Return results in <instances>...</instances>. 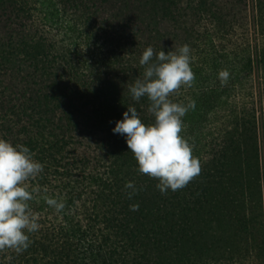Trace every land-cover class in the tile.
I'll list each match as a JSON object with an SVG mask.
<instances>
[{
  "label": "trees",
  "instance_id": "obj_1",
  "mask_svg": "<svg viewBox=\"0 0 264 264\" xmlns=\"http://www.w3.org/2000/svg\"><path fill=\"white\" fill-rule=\"evenodd\" d=\"M22 1L0 0L5 28L14 18L32 17ZM52 1L67 14L72 42L60 49L61 58L29 59L21 71L0 54V139L28 147L44 166L29 181L41 189L29 201L40 228L28 234L26 250L0 249V264H195L193 248L205 234L222 250L251 252L250 264H264V103L257 110L249 49H213L212 28L233 37L228 16L209 0ZM17 35L16 42L0 35V51L33 43L30 33ZM185 44L201 63L196 69L191 61L193 72L207 84L184 100L174 93L169 99L203 105V96L219 97L183 117L181 135L200 159V174L161 193L159 180L139 172L124 136L112 130L128 107L154 124L148 98L136 101L129 91L143 79L140 59L149 46L167 54ZM221 67L229 73L222 91L213 79ZM260 67L264 73V53ZM21 73L32 79L18 78ZM239 89L246 91L243 101ZM129 182L135 190L126 188ZM45 196L64 208L49 206Z\"/></svg>",
  "mask_w": 264,
  "mask_h": 264
},
{
  "label": "clouds",
  "instance_id": "obj_2",
  "mask_svg": "<svg viewBox=\"0 0 264 264\" xmlns=\"http://www.w3.org/2000/svg\"><path fill=\"white\" fill-rule=\"evenodd\" d=\"M140 65L145 67L143 79L138 78L129 91L136 101L148 98L155 122L146 125L137 110L128 107L112 131L124 136L139 172L159 180L157 188L161 193L168 189L176 191L186 187L201 172L200 159L193 155L192 145L181 135L183 117L189 109H195V101L184 104L169 99L174 91L190 86L194 80L191 49L185 44L178 51L166 54L162 50L154 54L149 46L142 54ZM219 76L225 82L229 73L221 71ZM43 168L28 147L0 139V249L26 250L30 246L28 234L39 230V216L29 201L41 189L38 185L30 187L29 181L43 172ZM126 188L135 190L132 182ZM44 199L57 211L64 208V203L55 198L45 196ZM137 209L138 205L133 206V210Z\"/></svg>",
  "mask_w": 264,
  "mask_h": 264
},
{
  "label": "rangeland",
  "instance_id": "obj_3",
  "mask_svg": "<svg viewBox=\"0 0 264 264\" xmlns=\"http://www.w3.org/2000/svg\"><path fill=\"white\" fill-rule=\"evenodd\" d=\"M213 3V9L222 11L228 16V19L233 23V37L225 36L222 32L218 34L213 28V33L217 37L216 40H213V49L214 45H217L220 49H232L236 46H241L243 48H248L252 59L255 63V71L252 75V81L254 83V100H257V110L262 105L264 101L260 104V100H264V73L262 67H260V60L264 53V0H209ZM179 4H184L186 2H191V0H178ZM193 2H200V0H193ZM19 7H28L33 11V15L25 16L24 18L12 19L7 28H5L3 17L0 15V35L4 38L6 34L12 35L13 41H18V35L23 30L24 32L30 33L33 37V43H27L23 45H18L15 48L7 47L3 51H0V54L6 59H12L16 63V69L21 68V71L28 70L30 60L33 58L40 59H60L61 50H64V47L69 43V35H67V14H62L58 11L56 12L57 7L52 0H23L19 3ZM204 8V7H203ZM200 15V11L198 13ZM201 14H204L202 12ZM3 21V22H2ZM63 21V22H62ZM22 25V27H21ZM211 28V27H210ZM209 27L204 26V30L209 33ZM168 30V29H165ZM243 45V46H242ZM72 46V42H70ZM67 47V46H66ZM69 47V46H68ZM198 52L201 50L202 46L198 47ZM210 51L212 46H207ZM28 48V49H26ZM195 52V51H194ZM30 59V60H29ZM29 61V62H28ZM191 61H195L193 68H200L201 63L197 61V58H191ZM26 62L28 64H26ZM32 68V67H31ZM12 71V70H11ZM10 71V72H11ZM192 71H195L192 70ZM222 71V67L218 70H215L214 78L219 81L221 91L225 87L226 82H222L219 76V73ZM212 71H210L211 73ZM4 75L6 72H1ZM31 73V72H30ZM194 73V80L191 82L190 86L184 85L181 86L178 90L174 91L175 95H178L180 99L184 100V97H188L186 93L189 91H199L206 87L207 82L201 81L204 80L200 74L197 72ZM29 75L21 73L18 78H25L31 80ZM2 77L0 76V79ZM17 78L16 76L12 79ZM202 78V80H201ZM248 82V79L244 83ZM7 83V82H6ZM238 99L242 100V95L246 94V91L239 89ZM223 96L224 93L221 92ZM207 104L200 105L196 104L195 109H209L210 103L213 98L219 97L218 94H208L203 96ZM246 100V97L244 98ZM190 110V109H189ZM194 112V110H190ZM260 114V111H259ZM259 131L262 132L263 128H259ZM262 134V133H261ZM260 134L259 140L262 144V137ZM264 153V149L262 151ZM264 171V164H263ZM263 186V198H264V179L262 180ZM194 251L195 264H213L214 259L216 263L214 264H250L251 262V252L249 254L241 253H231L230 251H224L220 246H217L211 243L210 237L205 235H200L198 244L196 245ZM2 252L1 255H3Z\"/></svg>",
  "mask_w": 264,
  "mask_h": 264
}]
</instances>
